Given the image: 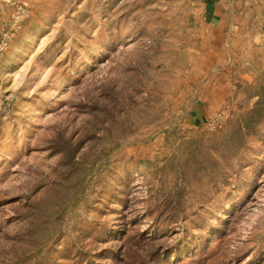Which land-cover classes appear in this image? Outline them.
<instances>
[{"label": "rangeland", "instance_id": "rangeland-1", "mask_svg": "<svg viewBox=\"0 0 264 264\" xmlns=\"http://www.w3.org/2000/svg\"><path fill=\"white\" fill-rule=\"evenodd\" d=\"M3 2L0 264H264V68L217 90L200 1Z\"/></svg>", "mask_w": 264, "mask_h": 264}, {"label": "crops", "instance_id": "crops-1", "mask_svg": "<svg viewBox=\"0 0 264 264\" xmlns=\"http://www.w3.org/2000/svg\"><path fill=\"white\" fill-rule=\"evenodd\" d=\"M199 1L203 12L199 21L211 36L204 40L207 51L213 62L224 56L228 63V73L220 75L215 85L217 90L228 87L229 97L231 90H241L242 81L264 68V0Z\"/></svg>", "mask_w": 264, "mask_h": 264}, {"label": "built area", "instance_id": "built-area-1", "mask_svg": "<svg viewBox=\"0 0 264 264\" xmlns=\"http://www.w3.org/2000/svg\"><path fill=\"white\" fill-rule=\"evenodd\" d=\"M30 10L25 2L0 3V71L6 60L12 43L21 32L23 22L29 18ZM264 34V15L263 27ZM224 113L217 112L211 119L206 120L199 127L201 131L215 130L224 122Z\"/></svg>", "mask_w": 264, "mask_h": 264}, {"label": "trees", "instance_id": "trees-1", "mask_svg": "<svg viewBox=\"0 0 264 264\" xmlns=\"http://www.w3.org/2000/svg\"><path fill=\"white\" fill-rule=\"evenodd\" d=\"M197 142H198V144H200L199 141H197ZM190 144H194V140H188L187 142H182V143L180 144V147H179L178 150L184 149V148H186L187 146H189ZM170 162H171V161H169L168 163H170Z\"/></svg>", "mask_w": 264, "mask_h": 264}]
</instances>
